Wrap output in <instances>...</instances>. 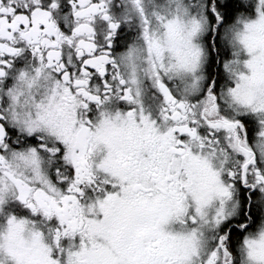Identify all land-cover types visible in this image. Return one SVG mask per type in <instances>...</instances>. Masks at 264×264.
Listing matches in <instances>:
<instances>
[{
  "label": "snow or ice",
  "instance_id": "snow-or-ice-1",
  "mask_svg": "<svg viewBox=\"0 0 264 264\" xmlns=\"http://www.w3.org/2000/svg\"><path fill=\"white\" fill-rule=\"evenodd\" d=\"M0 264H264V0H0Z\"/></svg>",
  "mask_w": 264,
  "mask_h": 264
}]
</instances>
